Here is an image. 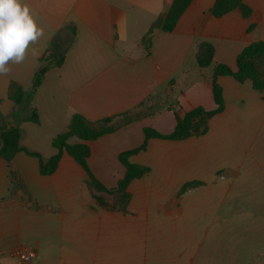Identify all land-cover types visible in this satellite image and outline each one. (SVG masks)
Segmentation results:
<instances>
[{
    "label": "crops",
    "instance_id": "crops-1",
    "mask_svg": "<svg viewBox=\"0 0 264 264\" xmlns=\"http://www.w3.org/2000/svg\"><path fill=\"white\" fill-rule=\"evenodd\" d=\"M173 1L22 0L42 35L0 74V130L18 126L21 145L48 159L74 115L112 117L114 131L88 142V166L115 189L126 172L119 155L143 144L144 128L168 134L175 113L212 110L213 67L235 70L244 47L264 40V0H243L249 16L235 9L218 18L216 0H193L172 31L153 28ZM58 34L72 42L32 99L38 122L27 121L12 87L31 89ZM205 42L215 52L202 68ZM216 81L225 108L206 134L151 138L130 156L150 171L128 185L125 211L92 198L87 173L66 152L47 176L25 152L0 158V264H264V92L231 76ZM193 181L204 185L180 194ZM21 247L36 252L31 262L14 254Z\"/></svg>",
    "mask_w": 264,
    "mask_h": 264
},
{
    "label": "trees",
    "instance_id": "trees-1",
    "mask_svg": "<svg viewBox=\"0 0 264 264\" xmlns=\"http://www.w3.org/2000/svg\"><path fill=\"white\" fill-rule=\"evenodd\" d=\"M193 0H174L167 15L159 19L153 25V28H161L164 31H172L182 14L186 11ZM240 10L244 16H249L251 10L243 0H216L211 9L214 17H221L232 10ZM152 28V29H153ZM72 34H75L74 28ZM72 37L69 38L64 46V40L60 35H56L47 49L45 55L40 59L43 66L35 73L33 85L30 90H24L22 87L14 85L10 94L11 100L20 107L29 109V114L25 120L38 122L37 110L31 106L32 99L43 81L44 73L50 68L60 67L64 63L65 54L70 47ZM214 47L210 43H203L197 54V63L200 67H209L213 63ZM264 59V40L252 42L239 53L236 61V69L220 63L213 67V98L215 107L212 110H206L203 107H196L186 112L183 116L175 113L176 125L171 133L163 134L152 127L144 128L145 140L143 144L131 151L121 153L119 160L125 166L126 172L124 178L119 182L115 189H107L94 176L88 166L90 156V147L88 142L96 140L106 134L114 131L111 126L112 117L104 118L100 121H90L81 114L72 117L68 130L58 134L52 141V146L57 152L48 159H45L40 153L32 151L22 146L21 130L18 126H12L0 130V158L11 161L18 152L35 157L39 160L40 174L47 176L53 174L60 162L64 152L68 153L85 170L88 176V186L92 198L97 202H107L108 208L112 210L125 211L130 200V194L127 192L128 185L135 179L142 178L149 173L150 169L143 165L129 162L130 156L144 150L147 141L151 138L167 140H184L192 136H201L208 132L209 120L216 114L221 113L225 108V101L222 87L217 83L218 76H231L240 83L250 81L254 90L264 92V70L261 69L259 62ZM43 70L44 73L40 71ZM71 138H77L78 141L70 143ZM204 185L203 182L193 181L185 184L180 194ZM112 196L109 200L107 196Z\"/></svg>",
    "mask_w": 264,
    "mask_h": 264
},
{
    "label": "clouds",
    "instance_id": "clouds-1",
    "mask_svg": "<svg viewBox=\"0 0 264 264\" xmlns=\"http://www.w3.org/2000/svg\"><path fill=\"white\" fill-rule=\"evenodd\" d=\"M40 35L42 30L22 0H0V74L10 70L9 61L21 62L29 43Z\"/></svg>",
    "mask_w": 264,
    "mask_h": 264
},
{
    "label": "built area",
    "instance_id": "built-area-1",
    "mask_svg": "<svg viewBox=\"0 0 264 264\" xmlns=\"http://www.w3.org/2000/svg\"><path fill=\"white\" fill-rule=\"evenodd\" d=\"M14 254L24 262H31L36 256V252L34 250L26 249L23 247L17 248L14 251Z\"/></svg>",
    "mask_w": 264,
    "mask_h": 264
},
{
    "label": "rangeland",
    "instance_id": "rangeland-1",
    "mask_svg": "<svg viewBox=\"0 0 264 264\" xmlns=\"http://www.w3.org/2000/svg\"><path fill=\"white\" fill-rule=\"evenodd\" d=\"M259 64L261 65V69H263V70H264V59H263V60H261V61L259 62Z\"/></svg>",
    "mask_w": 264,
    "mask_h": 264
},
{
    "label": "water",
    "instance_id": "water-1",
    "mask_svg": "<svg viewBox=\"0 0 264 264\" xmlns=\"http://www.w3.org/2000/svg\"><path fill=\"white\" fill-rule=\"evenodd\" d=\"M40 72H41V73H44L43 70H41ZM99 204L102 205V206H106V202H100Z\"/></svg>",
    "mask_w": 264,
    "mask_h": 264
}]
</instances>
